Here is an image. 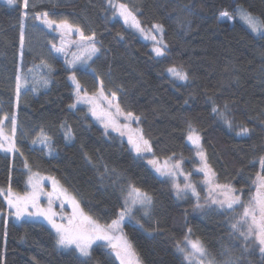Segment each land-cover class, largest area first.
Here are the masks:
<instances>
[{
	"label": "trees",
	"instance_id": "16d2710c",
	"mask_svg": "<svg viewBox=\"0 0 264 264\" xmlns=\"http://www.w3.org/2000/svg\"><path fill=\"white\" fill-rule=\"evenodd\" d=\"M120 1L143 26L163 25V56H156L148 42L112 16L108 0H31L36 7L28 10L21 57L22 0L13 5L0 1V118L15 114L19 149L13 154L0 151V188L27 190V160L31 172L56 178L85 213L109 224L123 207L131 183L153 198L148 215L138 209L123 224L142 264H187L177 242L183 246L189 228L216 264H264L259 248L231 227L240 219L238 211L211 207L198 212L196 201L190 196L178 199L170 180L138 157L124 138L113 131L106 135L85 105L69 108L75 101L71 70L62 57L50 53L57 36L30 18L47 11L53 19L78 26L85 36L95 32L100 51L87 68L75 70L83 88L96 93L103 81L104 92H116L124 112L141 118L154 156L183 160L189 171L198 163L187 140L191 123L216 180L242 190L246 203L255 191L252 180L260 171L259 157L264 156V36L252 32L236 9L242 6L264 21V0ZM223 11L233 20H218ZM41 59L52 66L51 72L35 67ZM173 65L184 67L187 82L171 78L167 69ZM17 74L28 79L19 102ZM213 101L222 110L228 104L232 128L212 112ZM62 124L70 126L72 139L65 138ZM241 125L250 129L248 135H237ZM5 126L11 132L10 122ZM41 129L51 137L49 147L32 143ZM0 212V264H119L102 243L92 246L90 258L58 247L55 231L43 222L14 221L2 195Z\"/></svg>",
	"mask_w": 264,
	"mask_h": 264
},
{
	"label": "snow or ice",
	"instance_id": "6c2138e0",
	"mask_svg": "<svg viewBox=\"0 0 264 264\" xmlns=\"http://www.w3.org/2000/svg\"><path fill=\"white\" fill-rule=\"evenodd\" d=\"M8 4L13 5L17 3V0H7ZM109 5L114 9L113 15L117 13L123 17L126 24H131L141 33H144V29L140 25V21L129 10L126 4H113L112 0H108ZM23 9L20 19V34L19 44L21 50V57L23 56V50L26 43L25 35V21L29 19V8L36 7L35 3L31 0H22L21 5ZM236 12L240 15V18L247 24L252 32L259 33L264 36V21L253 16L250 12L242 8H237ZM33 21H39L45 28L58 32L60 34V46L57 47L55 43L51 44L50 53L65 54L67 57L68 47L75 45L77 52L72 53L73 59L65 62L74 67L77 62L86 64L88 60H91L93 56L100 51L97 47V41L95 39V32L90 36H85L84 32L78 27L71 24L67 19L56 20L50 17L49 12H34L31 17ZM232 16L227 11H223L219 14L218 20H231ZM35 26V25H33ZM153 29L160 34V39L157 40L155 35H151V39L159 44V47H155L153 51L157 56H163L167 45L163 41V25H153ZM73 34L79 36L78 40H65V37H70ZM35 67L47 68L49 72L52 71V66L44 59H41L40 64ZM32 69H29L31 72ZM95 70H93V73ZM167 72L172 78L179 81H188L189 74L181 66H171L167 69ZM16 80V99L19 102L21 89L25 88L28 84L26 76L17 74ZM69 80L74 85V103L69 105L70 109H75L78 104H86L89 106V112L96 118L104 127L105 134H108V130L111 129L114 132L119 133L121 137L127 136L128 144L131 146V150L134 151L138 157H143L145 154L153 153L152 145L149 139L145 138L143 129L137 127L131 128V124L135 122L140 123V117L135 116L132 112L125 113L119 103L115 102L117 93L111 92V98L105 95L103 90V81L100 82V89L92 94L88 95L87 90L83 88L80 82L77 80L75 71L69 76ZM43 84L46 86L48 80H43ZM33 86L32 91H35ZM106 104V107L104 106ZM228 111V104H224L223 110L219 105L213 101L212 112L218 117L224 120L229 128L233 127V122L227 118L226 112ZM123 120V123L121 122ZM5 121L11 124V134L7 135L4 131ZM65 128V138L72 139V130L70 126L66 124L61 125ZM17 131V120L15 114L9 116L5 114L0 118V149L6 152L19 151L15 144V135ZM250 129L247 126L241 125L237 135H248ZM187 140L191 142L196 148V155L199 157L200 167L198 172L203 173L204 184L208 189V197L205 203L209 205H216L219 209L228 211L235 210L236 206L243 209L240 219L231 224L232 229L239 232L240 236L244 238L246 242H251L259 248L261 255H264V156L259 157L260 171L256 173L255 179L252 180V184L255 186V194L250 196L247 204L242 200V190L235 189L230 184H219L216 182V173L208 162L206 153L201 145V136L197 129L191 124H188L187 128ZM51 137L41 129L36 139L32 141L33 144L40 143L46 147L50 146ZM7 144V146H5ZM23 155V153H21ZM85 158L91 162V157L85 154ZM171 157L166 159L161 164L157 159L148 160V163L155 168L156 172L161 176L173 178L172 187L175 190V195L178 199H182L188 195L189 192L197 198L196 208H202L203 205L199 203V193L196 186L191 183L189 176H185V183L183 186L176 183L174 178L181 169V161L176 160L170 163ZM255 163V162H253ZM24 167L28 169L30 175L28 176L27 185L29 191H26L23 195L14 193L11 187L7 192L0 188V195H4L7 205L13 211L9 215L15 216L17 220L28 217H43L56 234V245L63 249H70L79 254L80 257L90 258L92 254V246L97 242H103L104 247H108L115 254L116 259L120 264H141L138 253L133 247L132 243L123 234L122 224L126 216L132 214L133 208L139 206L144 210V214H149V209L153 203L152 196L146 191H142L140 188L135 187L129 183L127 185V193L124 197V205L117 214V218L113 219L109 224H101L97 219H94L91 215H88L81 208L79 201L68 193V190L60 186L59 181L52 177H43L39 173H32L31 168L25 160ZM107 171V169H105ZM50 179L52 182V191L46 192L44 189L43 181ZM240 192V194H238ZM47 197V207L41 206V197ZM56 200H60L61 208L65 202H67L71 208V215L65 217L60 214V219L63 221L66 219V223H58L56 217L58 213L53 210V204ZM7 222L5 221V224ZM191 229H188V234L191 233ZM186 234L184 237V246H181L180 242H177V250L184 255V259L192 264L194 260L198 261V264H203L204 258L207 256V250L202 241L198 238L193 240ZM5 235L7 232L5 231ZM247 247V243H246ZM35 260V258H33ZM36 264H39L37 261ZM81 264H87L84 260ZM209 264H214V261H209Z\"/></svg>",
	"mask_w": 264,
	"mask_h": 264
},
{
	"label": "rangeland",
	"instance_id": "374dc122",
	"mask_svg": "<svg viewBox=\"0 0 264 264\" xmlns=\"http://www.w3.org/2000/svg\"><path fill=\"white\" fill-rule=\"evenodd\" d=\"M0 1H2V2H4V3H8L7 2V0H0ZM112 2H113V4H116V5H119V4H121L122 2L120 1V0H112ZM110 6V5H109ZM110 8H111V10H112V16L113 17H117V18H120L123 22H124V19H123V17H121V16H119V14L117 13L116 15H113V12H114V9L110 6ZM239 8H242V9H244V10H246L244 7H242V6H240ZM247 11V10H246ZM247 12H249V11H247ZM252 14V13H251ZM253 16H255V17H257V18H259L257 15H255V14H252ZM231 16V15H230ZM237 17L240 19V20H242L241 18H240V15L237 13ZM138 19V18H137ZM260 19V18H259ZM139 20V19H138ZM231 20H233V16H232V19ZM261 20V19H260ZM243 21V20H242ZM125 23V22H124ZM125 25H127L129 28H131L133 31H135L136 33H138L139 34V36L144 40V41H146V42H148L149 44H150V46H151V49H152V51H153V49L155 48V47H159L160 45L159 44H157L155 41H153L152 39H151V35H155L156 37H157V40H159L160 39V34L159 33H157L154 29H153V26H143L142 24H141V22H140V25H141V27L144 29V33H141L139 30H137L135 27H132L131 26V24H130V22H129V24H126L125 23ZM156 25V24H155ZM51 31V30H50ZM256 34H259V33H256ZM53 35H55V36H57V47H59L60 46V34L58 33V32H53ZM78 40L79 39V36L77 35V34H73V35H71L70 37H65V40ZM97 41V40H96ZM97 47L99 48V44H98V41H97ZM78 50H77V48L75 47V45H72V46H70V47H68V49H67V60H72L73 59V55H72V53H74V52H77ZM153 53L156 55V53L153 51ZM57 54V53H56ZM57 55H59L60 57H62L63 58V60L65 61V54H63V53H60V54H57ZM96 55H97V53H96ZM95 55V56H96ZM95 56H93L92 57V59L95 57ZM157 56V55H156ZM91 59V60H92ZM91 60H88L87 61V63L86 64H81V63H79V62H77L76 64H75V66L74 67H70L66 62V65L68 66V68L71 70V73H70V75L72 74V72L73 71H75L76 69H78V68H87L88 66H89V64H90V62H91ZM75 74H76V72H75ZM169 74V73H168ZM69 75V76H70ZM170 75V74H169ZM76 77H77V74H76ZM172 78V77H171ZM172 79H174V78H172ZM77 80L79 81V79H78V77H77ZM175 80V79H174ZM177 82H187V81H179V80H176ZM71 82V81H70ZM71 84H72V82H71ZM81 84V83H80ZM73 85V84H72ZM73 88H74V85H73ZM88 93V95H92V94H94V93H89V92H87ZM105 93V92H104ZM105 95L106 96H108L109 98H111V94H106L105 93ZM115 102H117L118 103V101H117V97H116V101ZM78 105H85L87 108H88V110H89V106L88 105H86V104H78ZM77 105V106H78ZM105 107H106V104L104 105ZM125 113H127V112H125ZM91 114V113H90ZM93 117V116H92ZM94 118V117H93ZM94 120L97 122V124H99L103 129H104V127H103V125L96 119V118H94ZM121 122L123 123V120H121ZM5 123H6V121H5ZM131 128H133V129H136L137 127H139V128H141L142 129V127H141V123H139V124H136L135 122H133L131 125ZM4 131H5V134H7V135H10L11 134V132H9L8 131V129L6 128V126L4 125ZM108 131H112L111 129H109ZM114 132V131H113ZM115 133H117V132H115ZM117 134H119V133H117ZM122 138H124L127 142H128V139H127V136H124V137H122ZM146 138V137H145ZM15 139V144H16V147H17V142H16V137L14 138ZM188 143L192 146V147H194V149H195V154H196V148H195V146L194 145H192L191 144V142L190 141H188ZM201 145H202V142H201ZM5 146H7V144L5 145ZM203 147V146H202ZM0 151H2V152H6V151H4V150H2V149H0ZM15 152H17V151H13V152H7V153H11V154H13V153H15ZM143 157H145L147 160H151V159H157L161 164H163V162L166 160V159H168L169 157H164V158H159V157H156V156H154L152 153H148V154H145ZM171 158H172V160L170 161V163H173V162H175L176 160H178V159H176L175 157H173V156H170ZM196 157H197V164L194 166V168H193V170L192 171H189L186 167H185V162L183 161V160H180L181 161V169H180V171H179V173L175 176V178H174V180H175V182L176 183H179V184H181V186H183L184 185V183H185V176L187 175V176H189V180L191 181V183H193L195 186H196V189H197V192L199 193V203L201 204V205H203V207L202 208H196V210L198 211V212H202V211H204V210H206V209H209V208H211V207H216V208H218V206H216V205H209V204H207V203H205V200H206V198L208 197V189H207V186L204 184V177H203V173H200V172H198L197 171V169L200 167V161H199V157L196 155ZM152 166V165H151ZM154 170H155V168H153ZM156 171V170H155ZM32 173H39L41 176H43V177H52V176H50V175H48V174H44V173H40V172H32ZM159 176H161L159 173H157ZM30 175V174H29ZM161 177H163V178H167V179H169L170 180V182L173 184V178H170V177H166V176H161ZM52 178H54V177H52ZM56 179V178H55ZM57 180V179H56ZM58 181V180H57ZM216 182L217 183H219L217 180H216ZM59 184H60V186H62L63 188H64V186L59 182ZM219 184H221V183H219ZM43 185H44V189H45V191L46 192H51L52 191V182H51V180L50 179H45L44 181H43ZM30 189H29V187H28V185H27V190L26 191H29ZM142 190V189H141ZM14 193H18V194H20V195H23L26 191H24V192H16V191H14V190H12ZM142 191H144V190H142ZM175 191V190H174ZM7 192V190H5V193ZM69 193V192H68ZM70 194V193H69ZM239 194V193H238ZM254 194H255V191H254ZM253 194V195H254ZM70 195H72V194H70ZM3 196V198H4V200H5V197H4V195H2ZM73 196V195H72ZM191 197V198H193L195 201H196V203H197V198L195 197V196H193L192 195V193L191 192H189L188 193V195L187 196H185V197ZM242 198V197H241ZM5 202L7 203V201L5 200ZM248 202H246L245 204H247ZM8 206V205H7ZM41 206L42 207H47V197L46 196H42L41 197ZM81 206V205H80ZM82 208V207H81ZM151 208V207H150ZM8 209L12 212L13 210L12 209H10L9 207H8ZM138 209H141V208H139V206H136L135 208H133V211H136V210H138ZM53 210L56 212V213H58V215H57V217H56V220H57V222L58 223H61V222H63V223H66L67 221H66V219L65 220H61L60 219V214H63L65 217H67L68 215H71V212H72V208H71V206L67 203V202H65L64 203V205H63V208H61V202H60V200H56L55 202H54V204H53ZM142 211H144L143 209H141ZM133 211H132V213H133ZM235 211L237 212L238 211V213L240 214V216H241V214H242V212H243V209L241 208V207H239V206H236L235 207ZM2 216H3V213H1L0 212V220H1V218H2ZM11 216V218L14 220V221H16V222H21L22 220H24V219H28V220H34V221H40V222H43L44 224H46V225H48L49 227H51V225H49L48 224V222L43 218V217H28V216H25L24 218H22V219H20V220H17L16 218H15V216H13V215H10ZM131 216V215H130ZM130 216H126L125 217V220H124V222H123V224L127 221V220H129L130 219ZM123 224H122V231H123V234L124 235H126V237H127V239L129 240V238H128V236H127V234L125 233V231H124V229H123ZM52 228V227H51ZM54 230V229H53ZM55 231V230H54ZM189 238L190 239H193V240H195V238H193L190 234H189ZM130 241V240H129ZM97 243H102L103 244V242H97ZM96 243V244H97ZM95 245V244H94ZM183 246H184V244H183ZM114 256H115V254L112 252V250L110 249V248H108V247H106ZM116 258V257H115ZM202 260H203V264H209V261L211 260V261H214L213 260V258H211L209 255H208V253H207V256L206 257H204V258H201ZM117 261L119 262V260L117 259ZM119 264H120V262H119ZM141 264H142V262H141ZM187 264H189V262L187 261ZM192 264H198V261L197 260H194L193 262H192ZM214 264H216L215 263V261H214Z\"/></svg>",
	"mask_w": 264,
	"mask_h": 264
}]
</instances>
